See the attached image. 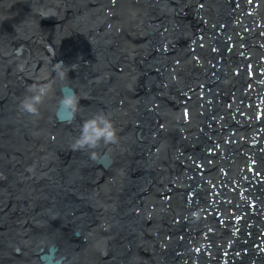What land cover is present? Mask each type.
<instances>
[{
  "label": "bare ground",
  "instance_id": "obj_1",
  "mask_svg": "<svg viewBox=\"0 0 264 264\" xmlns=\"http://www.w3.org/2000/svg\"><path fill=\"white\" fill-rule=\"evenodd\" d=\"M0 264H264V0H0Z\"/></svg>",
  "mask_w": 264,
  "mask_h": 264
},
{
  "label": "clouds",
  "instance_id": "obj_2",
  "mask_svg": "<svg viewBox=\"0 0 264 264\" xmlns=\"http://www.w3.org/2000/svg\"><path fill=\"white\" fill-rule=\"evenodd\" d=\"M19 68L22 71L23 65H19ZM64 68L65 66L62 62L56 63L53 66L55 79L28 87L18 103L19 111L27 116L38 118L41 114L42 106L53 95L57 85H59L65 93L61 95L59 102L70 109L73 118H75L81 111V97L74 89L67 85L66 81L68 76ZM117 140V129L111 118L103 112H97L83 119V123L80 125L79 135L71 144V149L74 151L94 150L101 146V144L115 143ZM92 155L95 157L94 151Z\"/></svg>",
  "mask_w": 264,
  "mask_h": 264
},
{
  "label": "rangeland",
  "instance_id": "obj_3",
  "mask_svg": "<svg viewBox=\"0 0 264 264\" xmlns=\"http://www.w3.org/2000/svg\"><path fill=\"white\" fill-rule=\"evenodd\" d=\"M258 27H259V26H258ZM258 60H259V59H258ZM47 71H48V69L44 70V72H47ZM234 99H235V98H232V101H235ZM178 108H180V105L176 107V110H177V111H180V109H178ZM64 112H65V110H64ZM138 137L140 138V140H145V139H142V134H140ZM148 192H149V190H148ZM168 197H169V196H168ZM169 198H170V197H169ZM80 234H81L80 232H77V233H75V236H81ZM18 256H19V255H18Z\"/></svg>",
  "mask_w": 264,
  "mask_h": 264
}]
</instances>
